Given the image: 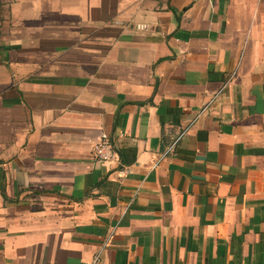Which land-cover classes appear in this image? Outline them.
I'll list each match as a JSON object with an SVG mask.
<instances>
[{
    "label": "crops",
    "instance_id": "0c3cea01",
    "mask_svg": "<svg viewBox=\"0 0 264 264\" xmlns=\"http://www.w3.org/2000/svg\"><path fill=\"white\" fill-rule=\"evenodd\" d=\"M0 264H264V0H0Z\"/></svg>",
    "mask_w": 264,
    "mask_h": 264
},
{
    "label": "built area",
    "instance_id": "2783aa9c",
    "mask_svg": "<svg viewBox=\"0 0 264 264\" xmlns=\"http://www.w3.org/2000/svg\"><path fill=\"white\" fill-rule=\"evenodd\" d=\"M118 25V22L114 23ZM144 24L135 26L136 30H145ZM92 157L98 162H115L118 161V152L115 144L106 133H101L96 143L92 147Z\"/></svg>",
    "mask_w": 264,
    "mask_h": 264
}]
</instances>
